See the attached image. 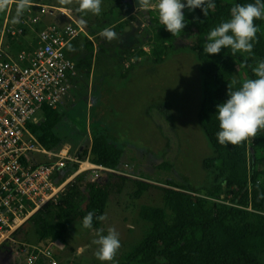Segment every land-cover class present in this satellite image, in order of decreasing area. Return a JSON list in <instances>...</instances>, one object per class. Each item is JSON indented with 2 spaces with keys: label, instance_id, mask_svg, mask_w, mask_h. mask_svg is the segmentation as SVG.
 <instances>
[{
  "label": "trees",
  "instance_id": "trees-1",
  "mask_svg": "<svg viewBox=\"0 0 264 264\" xmlns=\"http://www.w3.org/2000/svg\"><path fill=\"white\" fill-rule=\"evenodd\" d=\"M152 2L154 4L155 0ZM213 2L215 8L209 9L207 16L200 8L191 11L185 8L186 25L177 35L165 30L155 10L146 9L145 15L154 30L149 41L151 52L140 51L138 55L159 63L177 46L178 40L187 39L188 48L201 64L203 93L197 122L213 149L212 155L202 160V167L215 173V182L204 189H195L186 181L167 179L159 186L133 179L137 196L149 188L161 191L162 206L156 222L122 264H264V258H260L264 254V130L257 133L252 143L221 145L216 136L220 129L215 113L216 106L227 99V85L235 80L237 83L232 85V90H237L244 80L257 78L252 69L264 60V19L254 20L258 31L251 54L237 52L233 55L230 48H222L218 54H206L203 49L210 30L230 19L231 7L255 0ZM119 4L127 8L132 3L124 0ZM120 20L117 16L112 26L116 31H122L127 25ZM86 47L92 52L90 44ZM90 65L87 61L86 75ZM64 116L60 108L44 106L38 122L29 125L45 148L57 149L62 145L54 128ZM88 131L89 137L85 136V140L89 139V144L85 149L80 146L75 155L120 170L122 150L108 132L91 127ZM76 167L67 162L58 169L54 181L64 180ZM159 167L170 168V164L162 162ZM112 179H118L121 184L132 180L115 173H108L100 182L90 180L86 173L78 175L67 184L56 203H47L13 236L30 227L37 237L36 245L45 247L56 239L62 240L70 224L83 220L89 212L93 213L92 227L98 228L101 221L96 217L103 215L110 193L122 190V185L113 183Z\"/></svg>",
  "mask_w": 264,
  "mask_h": 264
},
{
  "label": "rangeland",
  "instance_id": "rangeland-1",
  "mask_svg": "<svg viewBox=\"0 0 264 264\" xmlns=\"http://www.w3.org/2000/svg\"><path fill=\"white\" fill-rule=\"evenodd\" d=\"M123 1L102 0L101 13L93 15L77 11L76 4L41 0L66 12L73 11L74 16L71 15L78 23L81 19L86 22L79 24L91 38L80 35L67 46L70 59L74 60L73 54L77 52L81 71L77 74L74 101L54 132L72 153L89 144L85 136L89 137L90 127L108 132L122 150L120 170L115 174L132 179L123 184L112 179L113 183L122 185V190L110 193L103 213L107 219L101 221L98 228L84 229L82 220L77 219L70 224L62 240L53 241L63 246L61 251L54 249L59 260L73 264H122L156 222L162 192L149 188L137 196L133 179L159 186L167 179L186 181L195 189H204L215 182V173L202 167V160L211 156L213 149L197 122L203 90L200 62L188 48L189 41L181 39L163 61L155 64L148 57L140 56V61L125 67L123 57L131 49L147 47L154 30L146 12L142 13L133 3L122 8L119 3ZM54 13L47 19L60 15L57 11ZM117 16L127 25L122 31L110 27L117 39L107 41L99 33ZM88 44L92 52L87 50ZM87 61L91 65L85 75ZM162 162L170 164V168L159 167ZM86 174L90 179L89 172ZM107 174H101L102 180L95 177L91 180L104 181ZM109 228L119 234L121 246L112 261H100L94 255L96 245L92 241L98 231L106 235ZM22 230L24 232L13 236L15 242L0 245V264H20L21 256L15 249L21 244L36 245L37 237L32 228ZM260 258L263 259L264 254Z\"/></svg>",
  "mask_w": 264,
  "mask_h": 264
},
{
  "label": "built area",
  "instance_id": "built-area-1",
  "mask_svg": "<svg viewBox=\"0 0 264 264\" xmlns=\"http://www.w3.org/2000/svg\"><path fill=\"white\" fill-rule=\"evenodd\" d=\"M31 7L39 12L28 8L19 23L6 25L1 32L2 37L10 39L27 30L35 36L28 47L15 53L0 47V245L15 242L14 233L47 203H56L78 175L89 172L91 180L99 179L102 173L118 172L87 157L81 159L67 146L47 149L31 131L29 125L38 122L42 107L61 108L74 88L77 69L66 48L83 33L78 21L62 9L36 4ZM54 11L65 16L67 22L43 23L42 15ZM140 51L149 54L150 43L131 49L123 57L124 66L140 61ZM253 141L250 138L246 143ZM67 162L77 167L64 180L54 181L58 169ZM56 242L45 247L21 244L15 253L21 256L20 264H73L59 260L54 249L62 250L63 246Z\"/></svg>",
  "mask_w": 264,
  "mask_h": 264
},
{
  "label": "clouds",
  "instance_id": "clouds-1",
  "mask_svg": "<svg viewBox=\"0 0 264 264\" xmlns=\"http://www.w3.org/2000/svg\"><path fill=\"white\" fill-rule=\"evenodd\" d=\"M139 8H153L158 16L159 23L172 35H177L186 25L183 10L189 11L200 8L207 16L208 10L215 8L213 0H138ZM15 4L13 23H19L20 17L33 4V0H0V13L6 12L9 5ZM61 5L76 4L79 12L99 15L102 11V0H59ZM194 19H197L194 17ZM264 19V2L255 0L254 3L236 4L230 9V19L210 30L207 43L204 47L206 54H218L221 49L230 48L233 55L237 52L252 53L258 27L254 20ZM81 25L86 22L81 19ZM99 35L107 41L117 39V34L111 28H104ZM256 79L244 80L242 86L232 90L233 80L227 85V99L216 106L219 131L217 140L221 145H238L258 132L264 130V60L259 61L252 69ZM264 198V197H262ZM99 221L107 219L106 215L96 217ZM93 213L89 212L82 220L84 229H91ZM96 245L95 257L100 261H112L120 248L119 234L109 228L106 235L100 231L92 241Z\"/></svg>",
  "mask_w": 264,
  "mask_h": 264
},
{
  "label": "crops",
  "instance_id": "crops-1",
  "mask_svg": "<svg viewBox=\"0 0 264 264\" xmlns=\"http://www.w3.org/2000/svg\"><path fill=\"white\" fill-rule=\"evenodd\" d=\"M33 4H36V5H44V6H49V7H53V6H51V5H48V4H43V3H41V0H33ZM30 8H32L33 10H34V12H39V9H37L36 7H30ZM57 8H59V7H57ZM59 9H62L63 11H67L66 9H64V8H59ZM68 12H70V13H68ZM67 13L68 14H72L73 16H74V14H73V11H68ZM55 14V13H54ZM59 14V13H58ZM53 15V14H52ZM71 15V16H72ZM15 16V4L14 3H12V4H10L9 5V9L6 11V12H3L1 15H0V47H2L4 50H6V51H10V52H12V53H15V52H17L20 48H24V47H28L31 43H32V41H33V39H34V36H35V33L32 31V30H27V31H25V33L23 34V35H21V36H19L17 39H10V38H4V37H2V35H1V32H2V30H3V28L6 26V25H12V24H15V23H13V17ZM49 16H51V15H42V21H43V23H49V22H52V21H56V22H58V23H61V24H63L64 22H67V18L65 17V16H61V15H59L58 17H56V18H54V19H52L51 17V20H48L47 19V17H49ZM115 24V20L112 22V24H109L108 25V28H110V27H112L113 25ZM80 35H84L86 38H88L89 40H91V38L86 34V33H84V31H83V33H80L77 37H79ZM90 35H93V34H90ZM76 37V38H77ZM75 38V39H76ZM75 39L73 40V41H75ZM72 41V42H73ZM71 42V43H72ZM70 43V44H71ZM149 44V43H148ZM102 49H104V48H101V50ZM104 51H106V49H104ZM66 52H67V48H66ZM169 52V51H168ZM167 52V53H168ZM67 55H68V57H69V52H67ZM74 60L73 59H70L72 62H73V64H74V66H75V68L77 69V74H78V71H81L79 68H77L76 67V65L77 64H79V62L76 60V58H77V52H76V54H75V52H74ZM167 55V54H166ZM142 56V55H141ZM165 58V57H164ZM123 60V59H122ZM164 60V59H163ZM155 64H157V63H155ZM78 66V65H77ZM200 71H201V68H200ZM202 74V73H201ZM86 75V74H85ZM203 86V85H202ZM76 87H77V79L75 80V86H74V88L71 90V92H70V95H69V97L65 100V102H64V104H63V106L60 108L64 113H67L66 111L68 110V106L69 105H71V103L73 102L71 99L73 98V100H74V93H75V89H76ZM202 93H203V90H202ZM202 100V99H201ZM61 146H67V145H61ZM60 147V146H59ZM67 147H69V146H67ZM89 147V146H88ZM69 149H70V147H69ZM71 150V149H70ZM71 153H72V151H70ZM72 154H76V152H73ZM101 177V176H100ZM58 251H61V250H58Z\"/></svg>",
  "mask_w": 264,
  "mask_h": 264
},
{
  "label": "water",
  "instance_id": "water-1",
  "mask_svg": "<svg viewBox=\"0 0 264 264\" xmlns=\"http://www.w3.org/2000/svg\"><path fill=\"white\" fill-rule=\"evenodd\" d=\"M129 3H133V5L135 6V8H138V9H141L142 10V13H145L146 12V9H143V8H139V2L138 0H125Z\"/></svg>",
  "mask_w": 264,
  "mask_h": 264
}]
</instances>
